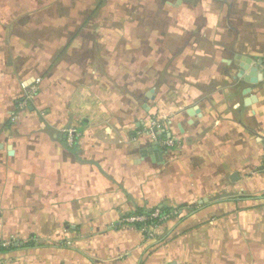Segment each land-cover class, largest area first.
<instances>
[{"label":"crops","instance_id":"obj_1","mask_svg":"<svg viewBox=\"0 0 264 264\" xmlns=\"http://www.w3.org/2000/svg\"><path fill=\"white\" fill-rule=\"evenodd\" d=\"M0 6L2 264H264V0Z\"/></svg>","mask_w":264,"mask_h":264},{"label":"built area","instance_id":"obj_2","mask_svg":"<svg viewBox=\"0 0 264 264\" xmlns=\"http://www.w3.org/2000/svg\"><path fill=\"white\" fill-rule=\"evenodd\" d=\"M260 67L264 68V61H262ZM65 135H66L68 142L72 143L73 141H75L77 134H75L74 130L69 128V129L65 130ZM159 144H161L163 146H172L173 142L169 138H161V139H159ZM170 213L162 214V213H160V210L158 208H155L149 214H128V215H125L122 218V220L125 223L138 224L143 231H147L148 235H152V231H151V229H149V225L156 224L157 222L162 221L163 219L167 218L170 215ZM0 264H2L1 261H0Z\"/></svg>","mask_w":264,"mask_h":264},{"label":"water","instance_id":"obj_3","mask_svg":"<svg viewBox=\"0 0 264 264\" xmlns=\"http://www.w3.org/2000/svg\"><path fill=\"white\" fill-rule=\"evenodd\" d=\"M261 63H262V61L255 62V65L250 67V64H251V62H250L247 69H249L250 74L253 77L252 80L262 81L264 79V68L260 67ZM258 70H260V71H258ZM155 149H156V147L153 148V150H155Z\"/></svg>","mask_w":264,"mask_h":264},{"label":"rangeland","instance_id":"obj_4","mask_svg":"<svg viewBox=\"0 0 264 264\" xmlns=\"http://www.w3.org/2000/svg\"><path fill=\"white\" fill-rule=\"evenodd\" d=\"M22 11V8L19 9V12ZM13 14H18L17 8H12L11 6H0V15L12 16Z\"/></svg>","mask_w":264,"mask_h":264},{"label":"trees","instance_id":"obj_5","mask_svg":"<svg viewBox=\"0 0 264 264\" xmlns=\"http://www.w3.org/2000/svg\"><path fill=\"white\" fill-rule=\"evenodd\" d=\"M157 208L160 210V213H162V214H164V213H167L168 214L171 211V208L170 207H167V206H160V207H157ZM152 210L149 211V212H147L146 214H149L150 212H152Z\"/></svg>","mask_w":264,"mask_h":264}]
</instances>
